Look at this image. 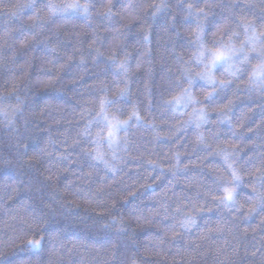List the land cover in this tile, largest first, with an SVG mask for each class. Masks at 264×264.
<instances>
[{
  "label": "trees",
  "instance_id": "trees-1",
  "mask_svg": "<svg viewBox=\"0 0 264 264\" xmlns=\"http://www.w3.org/2000/svg\"><path fill=\"white\" fill-rule=\"evenodd\" d=\"M29 2L0 0V264H264V81L246 42L264 0ZM72 3L89 10L47 7ZM228 47L249 59L197 76L204 48ZM101 101L127 122L111 142Z\"/></svg>",
  "mask_w": 264,
  "mask_h": 264
},
{
  "label": "snow or ice",
  "instance_id": "snow-or-ice-1",
  "mask_svg": "<svg viewBox=\"0 0 264 264\" xmlns=\"http://www.w3.org/2000/svg\"><path fill=\"white\" fill-rule=\"evenodd\" d=\"M16 7H17L18 11L22 12L26 8L34 9L35 3L32 2V0H30L29 3L17 5ZM47 7L49 8L50 11H52V13L54 15L56 14L57 11L67 13L69 11L77 12V11L82 10L83 12L87 13L89 10L87 5L81 6L78 3H72L69 5H66L64 8H61V9H56L51 4H48ZM189 7H191V6H189ZM108 13L109 14L111 13V8L108 9ZM250 27H251V25H247V24L245 25L246 32L248 31V29ZM251 31H252V34L247 37L246 42L248 44L252 45L251 51L255 52L257 55V58L259 59V63L253 67V71H252L251 75L256 80L264 81V48L258 50L255 47L256 42L258 40H260L262 37H264V33L257 34L255 28H252ZM197 40L198 41L200 40L199 35H197ZM201 47L203 48V45H201ZM238 52L243 54V59L245 61H247L249 59L248 54L243 52V48L235 49V48L228 47L226 49H216V50L204 48L203 51L200 53V55L201 56H208L211 59H210L209 63L205 65V68L207 69V71L204 73H197V76H199L202 79H210L209 73L211 72V70L213 68H215L218 64L226 63L229 60H232L234 57H236ZM190 83H191V81H190ZM176 102L179 103V100L177 99ZM104 103H105V101H101L102 110H101V113L98 115H100L103 118L105 126L109 129L108 139L111 142L114 131L118 130L120 124L127 123V122L126 121H124V122L117 121L116 124H113L110 121H108L107 116L104 115V113H103ZM229 167H231V165H229ZM233 178H234V181H237V182L239 181V177L236 176L235 171H233ZM253 191H255V189H253ZM225 192H226V196L224 197V200L232 201L234 199L235 188H232V189L226 188ZM249 199H251V197ZM252 210L255 211V209H252ZM43 243H44V237L33 238V239H29L27 241L25 247L38 254L43 249Z\"/></svg>",
  "mask_w": 264,
  "mask_h": 264
},
{
  "label": "rangeland",
  "instance_id": "rangeland-1",
  "mask_svg": "<svg viewBox=\"0 0 264 264\" xmlns=\"http://www.w3.org/2000/svg\"><path fill=\"white\" fill-rule=\"evenodd\" d=\"M223 64H225V63H223ZM226 64H227V62H226ZM113 124H115V123H113Z\"/></svg>",
  "mask_w": 264,
  "mask_h": 264
}]
</instances>
